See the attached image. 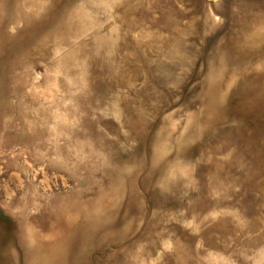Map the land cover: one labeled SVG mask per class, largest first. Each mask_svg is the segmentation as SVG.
<instances>
[{
  "label": "rangeland",
  "instance_id": "obj_1",
  "mask_svg": "<svg viewBox=\"0 0 264 264\" xmlns=\"http://www.w3.org/2000/svg\"><path fill=\"white\" fill-rule=\"evenodd\" d=\"M0 264H264V0H0Z\"/></svg>",
  "mask_w": 264,
  "mask_h": 264
}]
</instances>
